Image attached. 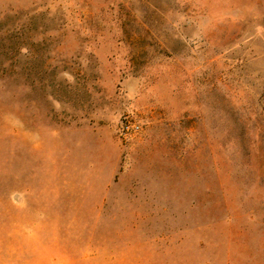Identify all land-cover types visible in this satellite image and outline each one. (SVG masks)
<instances>
[{
    "label": "rangeland",
    "instance_id": "374dc122",
    "mask_svg": "<svg viewBox=\"0 0 264 264\" xmlns=\"http://www.w3.org/2000/svg\"><path fill=\"white\" fill-rule=\"evenodd\" d=\"M0 264H264V0H0Z\"/></svg>",
    "mask_w": 264,
    "mask_h": 264
},
{
    "label": "built area",
    "instance_id": "2783aa9c",
    "mask_svg": "<svg viewBox=\"0 0 264 264\" xmlns=\"http://www.w3.org/2000/svg\"><path fill=\"white\" fill-rule=\"evenodd\" d=\"M138 129V125L137 124H132V123H123L121 125V128H120V132L122 134H127L128 132L130 131H134V130H137Z\"/></svg>",
    "mask_w": 264,
    "mask_h": 264
}]
</instances>
